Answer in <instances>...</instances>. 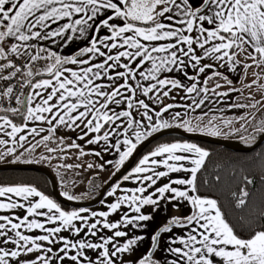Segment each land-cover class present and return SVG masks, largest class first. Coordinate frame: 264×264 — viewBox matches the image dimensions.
Segmentation results:
<instances>
[{
    "label": "snow or ice",
    "instance_id": "obj_1",
    "mask_svg": "<svg viewBox=\"0 0 264 264\" xmlns=\"http://www.w3.org/2000/svg\"><path fill=\"white\" fill-rule=\"evenodd\" d=\"M45 41L64 47L76 41L86 44L64 56L45 46ZM242 54L251 61L243 65L245 70L264 69V0H0V81L15 80L0 90V100L14 99L18 105L0 111L25 121L20 127L8 115H0V134L11 138L13 145L8 147L9 140L0 138L4 146L0 159L24 147L29 135L47 131L41 139L48 141L63 126L78 129L80 140L92 134L87 144L103 143L102 151L118 153V171L142 141L172 126L164 116L176 107L185 110L171 114L179 127L219 136L214 117L203 127H194L183 117L204 106L210 92L228 96L215 90L219 83L212 90L206 85L222 76L214 70L217 67L235 72ZM209 70L212 75L201 82V74ZM44 74L48 78L37 79ZM253 75L256 79L245 87L258 85L262 73ZM223 79L232 83L226 76ZM258 86L264 90V85ZM25 88L30 91L25 93ZM173 91L184 92L181 99L190 103L164 104ZM29 121L48 127L34 126L28 135L17 137ZM221 123L230 126L233 121ZM255 131L264 133V127ZM67 147L81 146L73 142ZM93 154L100 157L101 151ZM210 155L193 142L160 144L123 176V181L138 186L122 188L117 183L106 193L115 197L106 211L84 207L68 211L34 186H0V210L26 211L22 217L0 215V264H264V206L253 211L249 201L248 186L254 180L248 175L238 177L239 191L230 194L232 206L248 211L233 223L220 197L201 194L202 187L211 191L223 180L219 174L212 180L204 176ZM45 158L50 157H41ZM62 195L81 199L68 191ZM162 202L177 209L186 202L190 214L170 218L151 235L145 253L125 259L135 256L149 238L148 222ZM146 207L152 212H145ZM113 214L119 219L111 220ZM174 229L182 230L181 234ZM24 230L43 234L29 235ZM169 233L163 250L167 255L155 258L162 235Z\"/></svg>",
    "mask_w": 264,
    "mask_h": 264
},
{
    "label": "rangeland",
    "instance_id": "obj_2",
    "mask_svg": "<svg viewBox=\"0 0 264 264\" xmlns=\"http://www.w3.org/2000/svg\"><path fill=\"white\" fill-rule=\"evenodd\" d=\"M241 58L243 59V62L245 64H250V61H248V59L244 55L241 56ZM254 72H256L254 67L248 68L247 70H245V68L243 67V69L241 70H236L235 72H231L233 78L229 77L228 75H225L228 78V80L232 81L231 84L226 83L225 80L223 79V76L211 79L209 81L210 83L209 86L206 87L212 90L215 88V85L219 83L221 87L215 90L219 92H228L229 93L228 96L217 97L210 92L209 93L210 98L205 102L204 106L194 111L189 110L188 114L185 115L183 118L185 120H190L194 127L197 125L203 127L205 124L208 123L210 119H213L214 117L215 118L214 122L220 127L221 135L213 136V137L231 140V141H237L239 143H243L246 145H250L254 143L255 140L262 134V133H257L255 130L257 128L264 127V90L260 89L258 86L260 85V83L264 85V81L259 80L258 85H253L252 87H245V85L250 84L251 81L255 79V76L253 75ZM230 88H235L237 89V91L230 92L229 91ZM185 95L186 94L184 92L173 91V93L170 94V97L165 98L163 102L164 104L167 103H173L178 105L188 104L190 103V101L181 99V97ZM255 101H261V103L257 104L256 107H245V108L231 107V105L233 104L248 105L254 103ZM146 102L148 101L146 100ZM153 107H156L157 110H159L158 105H153ZM175 111H181L183 113L185 110L182 107L173 108L172 110H170L169 113L165 114L164 119L169 120V123L172 125L171 127H178L187 131L186 128L179 127L177 121L171 120L170 118L171 114L174 113ZM204 113H207V115H204ZM242 117L243 119H241ZM223 120H231L233 121V123L230 126H225L224 124L221 123V121ZM190 133H199V134H206L212 136L207 132H200L198 130ZM242 137L244 139H242ZM250 137H255V139H250ZM73 142L79 144L81 146L80 149L67 147V145H70ZM50 144L49 146L52 147L49 148L55 149V151L51 153L49 151H43V155L40 151H38V156L40 157L38 158L40 161V165L47 167L54 174V177L56 178L58 183V188L62 193L68 191L70 194L74 196L81 197V199H79L81 201L91 200L97 197L103 186L117 172L115 164H108L106 163L107 161L105 160H103L104 167L103 169H101L100 164L95 159L94 154L83 149L82 144H80L76 140L71 139L56 144L53 143ZM81 150L84 153L83 155H81ZM42 156L50 157V158L41 159ZM116 161L117 160L114 159L112 160V163H115ZM24 163L38 164L37 162H24ZM89 164H92L93 167L89 168L88 167ZM68 165H71L72 167L70 168L66 167ZM120 179L118 181H120ZM117 182H115L109 188L108 191H110L111 188ZM106 196L107 195H105V197ZM94 207L95 206L87 207V208L94 210L92 209ZM161 213L158 212L159 216L161 215ZM154 214H156V212ZM150 223L152 226L155 225L154 222L150 221ZM24 231L25 234H29V235L43 234L40 230H33L31 233L27 232L26 230ZM150 233H152V231H150ZM62 234L68 235V233H62ZM6 247L10 248L12 246L7 245ZM66 264H68V262H66Z\"/></svg>",
    "mask_w": 264,
    "mask_h": 264
},
{
    "label": "trees",
    "instance_id": "obj_3",
    "mask_svg": "<svg viewBox=\"0 0 264 264\" xmlns=\"http://www.w3.org/2000/svg\"><path fill=\"white\" fill-rule=\"evenodd\" d=\"M173 141H188L198 144L207 149L211 155L207 161V167L204 171V176L212 180L216 174L223 178L222 183L209 191L207 188H201V194L215 195L220 197L223 205V210L228 214V218L235 223L238 218L247 213L236 209L232 206L231 192L239 191L238 177L243 175L250 176L254 183L248 186L251 193L249 197L250 207L253 211L264 206V142L255 149L247 152L234 151L225 146L212 144L204 141H195L186 139L178 134H170L156 140L150 144L138 157L132 168L136 166L138 161L149 152L155 150L160 144ZM235 173V177L233 176ZM30 185L43 191L60 203L61 206L68 211L78 208L68 206L59 202L53 194L52 183L49 177L43 173L34 170H5L0 171V186H15V185Z\"/></svg>",
    "mask_w": 264,
    "mask_h": 264
},
{
    "label": "crops",
    "instance_id": "obj_4",
    "mask_svg": "<svg viewBox=\"0 0 264 264\" xmlns=\"http://www.w3.org/2000/svg\"><path fill=\"white\" fill-rule=\"evenodd\" d=\"M103 34H105L104 30H102V32H101V35H103ZM43 43H44L45 46L49 47L50 49H52L54 51H57L60 55L66 56V55L74 54L78 50V48L85 46L86 41H84V42L76 41V42L72 43L71 45H69L67 47L61 46L59 44L53 45V44H51L50 42H47V41H45ZM241 56H243V54L237 57V59H239L241 61V65L237 67V70L243 69V64H245L243 62V59L241 58ZM248 61H250V60H248ZM204 62L205 63H210L211 61L205 60ZM250 63H251V61H250ZM72 67H74V66H72ZM214 70L215 71H219L222 74L223 77H225V75H228L229 77L233 78L232 74H231V72H233V71H229L227 67H217ZM255 70L256 71L258 70V71H260L262 73V76H261L260 80L264 81V69H256L255 68ZM212 71L213 70H209V71H206V73L201 74V76H200L201 82L204 79H206L208 76H211L212 75ZM189 74L191 75V74H194V73H192L191 70H190ZM40 78H48V77H47L46 74H44L41 77H37V79H40ZM180 78L183 79V77H180ZM214 78H218V77H213L212 79H214ZM255 79H256V77H255ZM209 81H208L206 86H209V84H210ZM185 83H190V82L185 81ZM260 85H263V84L260 83ZM29 91H30V89L27 88L25 90V93H27ZM141 98H144V97H141ZM21 111L23 112L24 109H21ZM0 115H8L9 118L13 119V122L16 123L20 127H23V125L25 123V121L23 120V117L19 116V115H13L12 113H5V112L0 113ZM27 124H28V128L25 129L23 132L18 133L17 137L19 135H28V129H30L31 127H34V126L44 127L46 129L48 127L47 124H42L40 122H30L29 121V122H27ZM8 130L10 131V128ZM48 134L49 133L47 131H45V132L41 133L39 136L29 135L27 142L24 143V147H22V148L21 147H17V151H16L15 154L5 155L2 159H0V164H3L5 162L6 163L37 162L38 164H40V161L38 159V158H40L38 156V151H40L42 153V155H43V151H48L49 147H52V146H49L50 143L56 144V143L68 141V140H71V139L78 141L80 144H82L83 149H85L86 151L91 152L92 154L95 151H101V156L100 157H97V156L94 155L95 159L97 160V162L100 165L103 164V160L112 161L114 159L118 160V158H119L118 153H116L114 150H110L108 152L102 151V149L104 147L103 143H101L99 145H89V144H87V139L89 137H91L92 134H89V137H86L84 140L78 139V136L81 134L78 129L77 130H68V129L64 128L63 126H58L57 130L54 133H52L51 138L48 141H42V139H41L42 136L48 135ZM0 138H4V139H8L9 140L8 147H12L13 146L11 144V138H9L7 136H4L3 134H0ZM173 142H176V141H173ZM31 145H38V146L35 147L33 150L26 151L25 149H29L31 147ZM47 145H48V147H47ZM3 150H4V146H0V151H3ZM17 156L20 157L19 160L16 159ZM138 163H139V161H138ZM111 164H115V163H111ZM131 170L129 172H131ZM161 170H163V169H161ZM162 182H166V181H162ZM117 183H120L122 188L138 186V185L133 184L132 181H123V178L120 179V181H118ZM121 194L122 193L120 191L117 192V195H121ZM14 199H20V198H15L14 197ZM114 200H115V197H107L106 196L102 200V201H104L103 204L100 202L99 204H97L92 209H94L95 211H106L107 210V204L111 203V202H114ZM126 210H127L126 206L123 207L120 214L122 215L123 214L122 212L126 211ZM144 211L145 212H152V209L150 207H146L144 209ZM161 211H162V213H161ZM155 212H156V214H154ZM155 212H153V217L154 218L151 221V222H154L155 225L152 226L151 223L148 222L149 224H148V228H147V236L149 238L143 241L142 245L139 247V251H137L135 253V256L126 255L125 259H133L134 260L136 257H139L142 253H145L148 250L149 246H150V243H151L150 237H151V235L157 229H159L161 226H163L170 218H172L174 216L183 218V217L187 216L188 214H190V206L186 202H182L180 207L177 209V208L173 207L172 203L162 202L161 207ZM158 212L161 213L160 216H159ZM25 214H26V211H22L20 209H17V210H0V215H10V216L19 215V216L22 217ZM40 219H43V218H40ZM110 219L115 221L116 219H119V215L118 214H113L110 217ZM49 226H51V225H49ZM105 231H107V230H105ZM133 231H135L136 234H140V230H138V229L133 230ZM150 231H152V233H150ZM174 231L176 232L177 235H179V234H181L182 230L174 229ZM184 231H186V230H184ZM108 234H110V233H108ZM170 235H171L170 233L162 235V237L160 239V251H158L156 253V257L155 258L159 259V258L165 257L167 255L166 253H164L163 250L167 247V240H168ZM176 246H179V245H176Z\"/></svg>",
    "mask_w": 264,
    "mask_h": 264
},
{
    "label": "water",
    "instance_id": "obj_5",
    "mask_svg": "<svg viewBox=\"0 0 264 264\" xmlns=\"http://www.w3.org/2000/svg\"><path fill=\"white\" fill-rule=\"evenodd\" d=\"M170 134H178L183 136L186 139L195 140V141H204L212 144H218L225 146L234 151H242L247 152L255 149L259 145L264 142V133H262L254 143L250 145H246L243 143H239L237 141H231L226 139H221L213 136H209L206 134H199V133H190L178 127H169L167 129H162L160 132L153 134L151 137H148L146 140L142 141L138 146L137 149L134 150L133 155L129 157V159L125 162V164L110 178V180L103 186L99 195L91 200L81 201V200H68L62 195V192L58 188V183L54 174L45 166L36 164V163H3L0 164V171L5 170H34L40 173H43L49 177L52 183V189L54 197L61 203L66 204L72 207L78 208H87L93 207L99 204L103 198L105 197L109 188L117 182L120 178H122L126 173H128L133 165L135 164L136 160L140 156V154L153 142L162 137Z\"/></svg>",
    "mask_w": 264,
    "mask_h": 264
},
{
    "label": "built area",
    "instance_id": "obj_6",
    "mask_svg": "<svg viewBox=\"0 0 264 264\" xmlns=\"http://www.w3.org/2000/svg\"><path fill=\"white\" fill-rule=\"evenodd\" d=\"M16 62H17V64L20 63L19 60H17ZM42 63H43V62H41V64H38L37 67H41V66H42ZM10 84H11V85H14V84H15V80H13V81H8V82L0 81V90L5 89V88H6L7 86H9ZM26 89H27V88L24 89V92H25ZM19 91H20V89L17 88V89H16L17 94L19 93ZM17 106H18V105L15 104L14 99H13V100H8L7 98H4L3 100H0V108L17 107ZM2 112H3V111H0V113H2Z\"/></svg>",
    "mask_w": 264,
    "mask_h": 264
}]
</instances>
